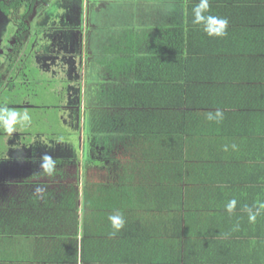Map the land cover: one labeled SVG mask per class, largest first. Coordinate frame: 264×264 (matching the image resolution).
Returning a JSON list of instances; mask_svg holds the SVG:
<instances>
[{"label":"crops","instance_id":"0c3cea01","mask_svg":"<svg viewBox=\"0 0 264 264\" xmlns=\"http://www.w3.org/2000/svg\"><path fill=\"white\" fill-rule=\"evenodd\" d=\"M185 2L187 36L192 37L191 45L200 46L204 52H199L198 58L205 60L206 56L207 64L219 62L222 65L218 70L224 72L226 79L236 78L235 84L245 87L221 98L218 93V106L205 102L204 111L219 110L222 117L207 121L206 126H195V133L204 143L214 142L218 147L223 145L225 133L234 136L230 143L233 157L243 168L234 190L239 189L244 195L236 197L231 212L227 205L233 200L209 201L208 209L192 218L184 233L180 229H166L165 247L157 225L162 223L160 216L136 220L123 216L125 227L116 231L109 220L110 215L118 212L116 205L105 206L96 199L87 203L83 192L88 182L95 183L96 189L111 190L110 186L129 177L139 182L144 173L150 175L156 168L154 161L150 169L141 164L147 151L127 144L123 140L126 135L117 136L120 131L110 123L118 109L110 95L119 92V86L128 88L134 80L129 62L114 67L117 57L108 48L128 44L115 38L107 41L102 54L92 57L102 73L99 78L105 75L107 80L104 90L98 87L102 83H93L98 90L76 92L72 103L78 109L75 125L64 123L65 115L60 111L58 120L71 127L65 135L71 134L74 141L61 137V131L58 136L46 135V130L33 131L24 121L15 125L23 128L22 134H10L8 142L5 139L8 149L0 155V264H264V159L256 155L258 151L264 154V0H210L211 13L229 21L228 35L223 38L209 37L194 25L192 9L198 0ZM166 24H172V20ZM160 33V26L141 31V44H148L144 39L147 35L152 38ZM206 63L202 61L197 70L191 71L195 81L187 80L186 85L198 82V68ZM214 73L219 74L210 72L213 77L208 74L205 85L214 83L209 80ZM10 81L14 85V80ZM210 91L216 90H209V94ZM17 105L13 103L15 112ZM68 106L63 102L61 110ZM97 115L102 119L96 121ZM103 121L108 122L105 132L100 131ZM88 127L95 129L89 135ZM105 139L112 144H102L109 151L98 156L95 148ZM214 139L217 141L209 143ZM144 150L145 154L141 152ZM47 167H53L51 174ZM70 184L79 191L75 213L66 208L64 201V185ZM95 191L93 188V194ZM103 212L108 214L101 215Z\"/></svg>","mask_w":264,"mask_h":264},{"label":"trees","instance_id":"16d2710c","mask_svg":"<svg viewBox=\"0 0 264 264\" xmlns=\"http://www.w3.org/2000/svg\"><path fill=\"white\" fill-rule=\"evenodd\" d=\"M38 1L0 0L2 11L22 27L17 37V52L20 51V45H23V34L30 29L27 19ZM183 6L177 8L171 19L172 24L160 26L161 33L158 36L150 38L151 35H147L144 38L148 40L146 47L140 42V33L136 37L122 35L119 39L128 42L126 47L121 43L108 48L109 53L117 57L114 67L129 62V72L134 74L132 85L128 88L119 86L116 89L119 92L110 95L111 101L118 108L110 121L111 126L116 127L118 132L120 131L119 134L126 135L123 140H126L127 144L145 149L146 154L145 150L141 151L145 154L141 164L148 169L155 164V170L151 169L150 175L144 173L143 180L139 182H135L131 177H124L126 183L117 182V185L109 187L111 190H102L99 187L96 189L95 183L88 182L83 192L87 203L96 199L99 204L102 202L105 206L116 205L118 213L131 219L154 214L160 216L162 223L157 225L163 235V247L167 246L168 242L167 238L164 239L165 230L171 227L184 233L192 218L208 209L209 201L217 203L218 199H221L219 201L225 202L227 198L235 200L240 194L244 195L241 190H234V185L240 177L239 172L243 171L239 161L233 157V149L230 146L234 136L225 133L223 145L218 147V144L213 142L217 139L208 141L213 142L212 144L204 143L203 138L195 133V126H206L207 121L218 119L216 110H203L207 105L205 102L212 103L211 107L218 106L219 97L226 96L228 92L234 94L236 90H245V87L240 83L235 84L236 78L226 79L224 72L218 70L222 65L219 62L207 64L209 59L206 56L205 60L198 58L197 54L204 52L199 49L200 46L191 45L192 37L189 38L191 35L187 36L185 30L188 21ZM202 61L206 65L202 64L203 68H198V82L186 85L187 80L195 81L191 79V71L197 70V65L200 67L199 63ZM213 69L219 76L214 73V78H209L214 83L205 85L204 79L213 77L210 74L214 72ZM209 90L216 91H210L209 94ZM219 90L223 92L220 93ZM107 123H101L100 131L105 132ZM98 143L106 147L112 144L106 139L105 142ZM7 149L4 141L0 155ZM105 150L108 149L104 148V153ZM136 150L138 152V149ZM151 152L156 155H151ZM257 153L259 159H264V154L260 151ZM147 154L152 157L149 158ZM64 186L66 208L75 213L79 191L73 184ZM93 188L96 190L94 194ZM103 214L108 212L101 213Z\"/></svg>","mask_w":264,"mask_h":264},{"label":"rangeland","instance_id":"374dc122","mask_svg":"<svg viewBox=\"0 0 264 264\" xmlns=\"http://www.w3.org/2000/svg\"><path fill=\"white\" fill-rule=\"evenodd\" d=\"M183 5L185 0H39L27 19L30 29L23 34L18 52L13 39L22 27L0 10V109L14 111L13 103L18 104L16 112L27 113L30 119L18 120L17 124L30 125L36 132L46 130V135L58 136L61 131L62 136L74 141L71 134L65 135L71 127L58 120L59 114L65 115L67 125L76 124L78 109L72 105L76 92L98 90L93 83H102L98 87L104 90L107 80L105 75L99 78L102 73L92 57L104 52L107 41L125 34L136 37L141 31L164 26ZM8 39L11 44H7ZM63 102L70 105L65 111L61 110ZM83 116L82 112V123ZM101 117L97 115L96 121ZM88 128L87 135L95 130ZM22 130L14 126L9 133L0 124V148L10 134L17 136ZM103 149L96 146L98 156Z\"/></svg>","mask_w":264,"mask_h":264},{"label":"clouds","instance_id":"9594fccd","mask_svg":"<svg viewBox=\"0 0 264 264\" xmlns=\"http://www.w3.org/2000/svg\"><path fill=\"white\" fill-rule=\"evenodd\" d=\"M192 14V23L194 25L200 26L201 30L209 37L223 38L228 35L227 29L229 21L227 18L213 15L211 13L210 0H198L192 9ZM216 115L222 117V113L219 110L217 111ZM211 118L212 117L210 115L209 119ZM29 119L30 117L27 113L21 115L15 111H9L7 108L0 109V124H2L9 133L14 130V126L17 124L18 120L28 121ZM46 170L49 174H51L53 167H47ZM37 191L40 190L38 189ZM235 203V200H233L227 205L228 211L231 212L234 209ZM251 218L255 219L254 216ZM109 220L112 223V227L116 231H120L125 227L126 221L124 220L122 214L118 212L114 215H110Z\"/></svg>","mask_w":264,"mask_h":264},{"label":"flooded vegetation","instance_id":"af4514ba","mask_svg":"<svg viewBox=\"0 0 264 264\" xmlns=\"http://www.w3.org/2000/svg\"><path fill=\"white\" fill-rule=\"evenodd\" d=\"M0 10L2 11V9L0 8ZM3 12V11H2ZM14 40V45L17 43V37H16V39L14 38L13 39ZM11 42V39H8V41H7V44L9 43V44H11L10 43ZM16 46V45H15ZM5 48H6V45H5ZM4 48V49H5ZM9 48V47H8ZM9 49H11V47L9 48ZM17 51V50H16ZM10 56H13V57H16V56H14L12 53L10 54Z\"/></svg>","mask_w":264,"mask_h":264}]
</instances>
